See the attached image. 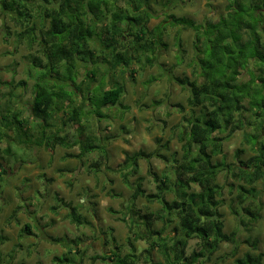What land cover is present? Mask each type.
<instances>
[{"label": "trees", "instance_id": "trees-1", "mask_svg": "<svg viewBox=\"0 0 264 264\" xmlns=\"http://www.w3.org/2000/svg\"><path fill=\"white\" fill-rule=\"evenodd\" d=\"M149 1L0 0V19L10 18L20 29L15 34L19 42H25L31 50L38 47V54L26 60L40 69L30 109L34 127L22 118V111L10 106L1 114L0 187L8 175L1 154L12 156L11 142L48 151L77 147L78 154H66L64 159L82 162L90 155H99L107 160L109 138L101 136L100 123L108 116L101 109L109 106L127 110L122 99L128 76L136 80L139 71L156 65L161 49L167 46L163 36L168 28L191 29L195 33L194 57L187 65L191 74L176 76L167 71L171 82L187 93L186 105L158 99L145 106L154 110L169 105L181 114L180 124L171 128L168 140L156 139L154 150L127 152L117 168L106 166L119 174L131 191L120 210L110 209L127 226L126 242H119L110 228L101 237L106 252L91 256L87 262L83 240L77 236L69 241L73 247L63 244L67 251L54 257L53 264H206L223 244L233 246L225 254L233 258L232 264H263L262 254L248 251L239 256V232L248 231L258 222L263 210L255 184L264 180V0H227L224 15L203 23L167 14L174 0L166 3L163 13L151 11ZM154 19L161 21L150 28ZM37 23L42 24L44 32L38 33ZM6 33L11 35L10 31ZM175 46V66L181 67L186 62L178 35ZM80 69L85 71V79L78 83ZM1 84L24 88L27 82ZM68 128L76 131L72 139L64 134ZM240 132L252 156L243 159L246 150L238 149L234 162L229 163L225 144ZM174 139L177 146L173 149ZM4 142L8 145L2 149ZM153 159L159 160L164 169L155 170ZM94 161L88 168L100 176L103 165ZM141 161L149 165L147 175L155 192L148 193L144 188L146 179L139 173ZM226 193L231 214L238 222L230 233L225 231L222 211ZM108 194L117 196L113 189ZM142 198L146 210L138 207ZM57 201L62 205L52 210L67 209L71 224L77 228L90 225L77 207L60 198ZM153 204L160 208L150 210ZM15 218L16 213L11 219ZM156 224L161 227L156 228ZM33 229L34 225L25 223L21 240L34 236ZM43 238L62 244L60 238ZM6 240L0 235V245ZM192 241L196 247L188 252ZM138 243L145 247H138ZM243 243L258 250L257 241ZM21 250L20 243L6 256L0 255V264H12ZM155 254L160 261L154 260Z\"/></svg>", "mask_w": 264, "mask_h": 264}, {"label": "rangeland", "instance_id": "rangeland-1", "mask_svg": "<svg viewBox=\"0 0 264 264\" xmlns=\"http://www.w3.org/2000/svg\"><path fill=\"white\" fill-rule=\"evenodd\" d=\"M168 1L151 0L148 2L149 9L163 13L167 10L165 6ZM226 6L227 0H174L167 14L188 17L197 23H203L207 19L218 20L226 13ZM160 21L159 19L151 21L150 28L156 27ZM41 25L40 23L36 25L38 33L44 32L40 29ZM19 30L10 18L0 19V119L4 110L10 106L22 111V118L28 120L30 126L34 127L30 109L34 99L35 76L40 73V69L34 68L26 59L30 55H37L38 47L31 50L25 42H19L15 36ZM7 31H10L11 35L7 36ZM177 35L182 40V48L185 52L186 63L181 67L175 66L178 52L175 46ZM194 36L195 33L191 29L168 28L163 36L167 46L161 49L156 65L147 66L143 71H139L136 80L128 76L126 94L122 99L123 107L128 109L118 110L109 106L101 109L108 116L100 123L101 136L109 138L107 160L101 159L99 155H90L88 156L90 159H84L82 162L76 158L64 159L66 154H78L77 147L70 150L57 147L54 151H48L44 148L25 147L11 142L12 156L1 154L3 164L8 170V175L4 176L0 187V235L8 239L0 245L1 256H6L21 243L23 250L16 254L12 264H53L54 257L63 256L67 251L65 245L78 236L83 240L85 257L87 262H90L91 256L106 252L107 248L102 244L101 237H105L104 233L110 228L115 231L114 234L119 242L122 244L126 242L127 226L117 219V215L110 213V209L120 210L130 199L131 191L123 184L120 175L108 171L106 166H110L111 169L117 168L124 161L127 152L154 150L156 139L168 140L171 136V128L180 124L181 114L169 105L168 107L162 105L154 110L146 109L145 106H151L158 99L168 104L186 105L187 93L171 82L167 71H171L170 75L176 76L191 74V69L187 65L194 57ZM84 73L83 69L79 70L78 83L85 79ZM13 80L15 84L20 80H25L27 84L24 88H11L1 84ZM9 92L12 95H9ZM32 132L36 134L37 131L32 130ZM64 132L69 134L71 139L76 134L73 128H68ZM244 138L245 136L240 132L225 144L227 162H234V155L238 149L246 150L242 155L243 159L252 156L248 145H244ZM7 145L8 143L4 142L1 148L5 149ZM171 146L173 149L176 148L177 140L174 139ZM94 160L103 165L104 173H100V176H95L88 168L89 163ZM151 166L155 170L164 169L163 164L156 159L152 160ZM148 168L149 165L141 161L139 173L146 179L144 188L151 193L155 192V186L147 175ZM255 187L263 210L258 222L248 231L242 229L239 232V240L242 242L239 256L248 251L262 254L264 264V180L255 184ZM111 189L117 195L115 198L108 194ZM57 198L77 207L90 225L77 228L71 224L67 209L58 207L56 211L52 210V207L59 204ZM230 203V196L226 193V204L222 211L227 233L238 227L235 216L231 214ZM146 205L145 199L139 200L140 209L146 210ZM233 206L235 207L236 204ZM149 208L155 211L160 206L153 204L149 205ZM15 213L16 218L12 220ZM25 223L34 225V236L21 240L20 232ZM160 227L161 224H156V228ZM43 236L60 238L62 244L48 242ZM246 240L257 241L258 250L254 251L248 244L243 243ZM70 246L73 247L72 244ZM137 246L145 247L142 243H138ZM195 247V241H192L188 252ZM232 247L231 244H223L212 262L223 259L222 264H232L233 258L225 256ZM73 256L75 260L78 259L77 256ZM154 260L160 261L157 254ZM212 262L206 264H213Z\"/></svg>", "mask_w": 264, "mask_h": 264}]
</instances>
